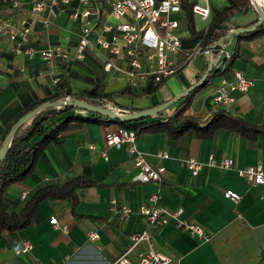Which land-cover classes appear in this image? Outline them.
<instances>
[{"label": "crops", "instance_id": "crops-1", "mask_svg": "<svg viewBox=\"0 0 264 264\" xmlns=\"http://www.w3.org/2000/svg\"><path fill=\"white\" fill-rule=\"evenodd\" d=\"M70 9L61 6L58 18L49 27L35 26L30 45L44 49L69 40V51L73 55L78 44L79 23L71 19ZM10 15L13 11L9 5L2 6L0 17ZM257 19L258 13L253 7L233 17L229 25L234 30L247 28ZM183 22L188 26L187 17ZM180 35L184 51L201 43L191 33L183 35L181 29ZM226 51L233 56V60L226 62V67L231 65L229 72L216 77L219 80L215 78L195 98L185 115L205 124L214 114L225 112L248 124L264 126V35L249 41L235 37L227 41ZM108 59L105 53L92 49L83 61L57 59L51 66L40 57L29 59L16 54L12 44L0 39L3 62L0 150L7 127L37 100L69 92L74 97L93 89L100 94H117L127 89L113 100L96 102L101 107L106 101L129 113L142 112L182 94L201 80L209 66L205 55L197 56L175 77L164 81L154 95H146L143 90L147 83L134 85L126 73L105 71ZM115 63L130 70L127 62L115 60ZM235 72L255 80L254 86L245 94L235 93L236 103L215 107L214 95L222 78L231 79ZM57 79L60 81L56 82ZM176 111L177 107H171L156 117L166 120ZM117 128L72 123L62 133V142L46 149L34 176L7 190L0 208L11 214L19 213L33 195L46 186H63L75 178L98 184L77 190L80 204L75 213L71 199H50L41 204L29 228L5 232L0 241V264H110L126 251L130 236L146 228L139 209L158 190L162 193L160 204L163 207L183 209L184 217L200 224L211 235V240L206 242L177 229L173 223L152 231V246L171 256L173 264H264V186L249 189L237 172L258 164L264 166V138L248 140L227 130H218L210 139L190 132L179 141L165 134L142 135L138 138L139 149L155 167L163 166L168 171L160 186L136 180L138 170L128 145H106V135ZM164 153L167 158L162 157ZM210 157L232 159L234 168L222 171L205 166L198 176H193L184 163L190 158L206 163ZM227 190L241 195V201L235 203L227 199L224 195ZM112 201L118 203L116 207L127 205L132 209L128 220H119ZM53 219H57L59 228L51 224ZM64 228L67 233L62 231ZM91 231L100 234L99 241L88 239ZM25 242L33 245V250L16 255V250ZM148 248V243H142L136 252Z\"/></svg>", "mask_w": 264, "mask_h": 264}, {"label": "built area", "instance_id": "built-area-1", "mask_svg": "<svg viewBox=\"0 0 264 264\" xmlns=\"http://www.w3.org/2000/svg\"><path fill=\"white\" fill-rule=\"evenodd\" d=\"M31 0L25 3L22 0H0L2 6L9 5L13 15L0 17V39L12 44L14 52L29 59L40 57L44 62L53 65L57 59L83 61L86 53L97 49L105 53L109 59L104 66L107 72L116 71L130 76L134 85L149 83L157 84L175 77L186 63L195 57L210 54L208 60H214V53L218 48L215 45L204 48L201 43L194 48L184 51L180 29L187 17L186 4H194V17L204 21L211 18V0ZM261 8L264 0L253 4ZM70 7V17L79 23L77 34L78 44L73 55L69 51V40L66 44L61 41L44 49L32 47L31 34L35 26L49 27L58 18L59 8ZM232 54L225 51L223 59L215 68L224 69L226 62L230 61ZM115 60L127 62L130 70L115 63ZM3 62L0 60V73ZM213 70V69H212ZM214 80V79H213ZM211 81V83L213 82ZM60 80L57 79L56 82ZM255 80L247 78L240 72H235L231 79L222 78L214 95L215 107H227L236 103L235 93L245 94L254 86ZM104 107L119 114H129L117 107L109 105L106 101ZM78 115L85 111L77 109ZM108 147L129 146V152L134 158L135 168L138 170L136 180L140 183H156L163 185L167 177V169L163 166L155 167L148 157L138 147L136 132L118 127L106 135ZM163 158L167 155L162 154ZM186 168L193 176H198L207 166L222 171L234 168L232 159H216L210 157L206 163L195 158L184 161ZM238 175L245 181L249 189L264 186V166L258 164L237 170ZM225 197L235 203L242 197L232 190L224 193ZM161 190L152 194L148 203L139 209L143 216L146 228L140 233L130 236V243L121 257L110 264H173V258L154 249L151 243L152 231L173 223L175 227L188 233L194 238L210 241L211 235L200 224L184 217L183 209L168 210L160 204ZM264 199V196L262 197ZM116 215L121 222L130 218L132 209L127 205L116 207L118 203L112 201ZM58 227L57 219L51 221ZM67 233L66 228L62 229ZM91 242L100 240L96 231L88 233ZM142 243H148L149 248L137 251ZM33 250L29 242L22 244L16 250V255L28 254ZM135 255V257H134Z\"/></svg>", "mask_w": 264, "mask_h": 264}, {"label": "trees", "instance_id": "trees-1", "mask_svg": "<svg viewBox=\"0 0 264 264\" xmlns=\"http://www.w3.org/2000/svg\"><path fill=\"white\" fill-rule=\"evenodd\" d=\"M193 4H186L187 18L189 28L193 37L201 40L204 48L214 45L227 33L231 32L230 21L238 14L248 12L253 8L250 0H228V6L221 10L213 8V20L208 29L196 31L193 14ZM259 21L258 19L247 26L252 28ZM264 35V23L256 31L240 35L239 39L254 40ZM227 45V42L225 43ZM221 50L217 49L214 58L218 59ZM233 60V56L231 58ZM231 65L224 69L214 68L206 83L192 92L187 98L175 104L176 113L166 119L161 118H140L133 121H113L98 115H78L77 109L72 107H50L24 124L16 132L12 139L11 146L5 159L0 164V205L4 200L7 190L14 184L22 183L34 176L40 158L44 155L46 149L54 143L62 142V133H64L72 123H86L91 125L118 126L136 132L138 138L142 135L165 134L173 141H179L190 132H194L198 137L210 139L218 130H227L230 133L240 135L248 140H256L259 137L264 138V126H254L244 122L242 119L231 116L225 112H218L207 122L186 116L185 113L191 107L195 98L209 85L216 77L229 72ZM163 83L150 81L143 90L146 95H154ZM2 90H0L1 92ZM127 92L123 89L117 94H100L96 89L85 90L82 93L74 95V98L89 104L99 106L97 100H113L114 97L122 96ZM71 93L64 95H53L48 99L37 100L33 105L22 111L15 120L7 127L4 135V141L14 125L24 116L38 107L48 103L65 100L71 97ZM157 105V104H156ZM159 106V105H157ZM98 186L94 182H86L81 178H75L63 186H46L38 190L28 204L19 213H6L0 208V241L5 232H20L29 228L38 215L40 206L47 200H68L73 202V212H76L80 204L77 190L80 188H91Z\"/></svg>", "mask_w": 264, "mask_h": 264}, {"label": "water", "instance_id": "water-1", "mask_svg": "<svg viewBox=\"0 0 264 264\" xmlns=\"http://www.w3.org/2000/svg\"><path fill=\"white\" fill-rule=\"evenodd\" d=\"M252 4H257V0H250ZM256 11L259 16V21L256 23L255 26L252 28H240V29H235L232 30L231 32L227 33L224 37H222L215 45V48H218L221 50V55L218 59L210 60L209 61V66L208 70L206 71L205 75L201 78L199 82H197L195 85L191 86L189 89L184 91L182 94L174 97L170 101L163 103L157 107H154L150 110L147 111H142V112H136V113H129V114H119L115 111H112L106 107H101V106H95L92 104H89L87 102L81 101L79 99H76L74 97H67L65 100L57 101V102H48L37 109L31 111L28 113L26 116L21 118L11 129L10 133L6 137L3 146L0 150V164L2 161L5 159L7 152L11 146L12 139L16 132L19 130L20 127H22L24 124H26L28 121H30L32 118H34L37 114H39L41 111L50 108V107H72L75 109H80L85 112L98 115L103 118H107L113 121H121V122H126V121H133L136 119L140 118H147V117H156L158 115L163 114L165 111L173 107L175 104L179 103L180 101L184 100L187 98L192 92L197 90L199 87L203 86L212 69L215 68L219 64V62L223 61L225 62V59H223V54L226 51V45L225 43L235 37H239L240 35L252 33L256 30H258L264 23V5L261 8L260 6H256ZM207 58H210V54H206Z\"/></svg>", "mask_w": 264, "mask_h": 264}, {"label": "rangeland", "instance_id": "rangeland-1", "mask_svg": "<svg viewBox=\"0 0 264 264\" xmlns=\"http://www.w3.org/2000/svg\"><path fill=\"white\" fill-rule=\"evenodd\" d=\"M195 2L197 3H202V0H196ZM211 3L213 4L212 7H215L216 10H221L223 9L226 5H228V0H211ZM254 7V6H253ZM213 15L214 12L211 16V18L207 21L202 20L199 17H194V23H195V29L196 31H202L203 29H208L211 25V22L213 20ZM181 32L183 33V35H189L191 33L190 28H189V22H188V26L187 23L183 22L182 24V28H181ZM215 80H219V78H216ZM111 106L116 107V105H114L113 103H108ZM90 113L85 112L84 115H89Z\"/></svg>", "mask_w": 264, "mask_h": 264}, {"label": "bare ground", "instance_id": "bare-ground-1", "mask_svg": "<svg viewBox=\"0 0 264 264\" xmlns=\"http://www.w3.org/2000/svg\"><path fill=\"white\" fill-rule=\"evenodd\" d=\"M262 2V0H257V4H259V3H261Z\"/></svg>", "mask_w": 264, "mask_h": 264}]
</instances>
